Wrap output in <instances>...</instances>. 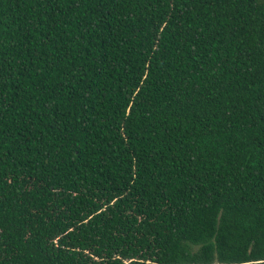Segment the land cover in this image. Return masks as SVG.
Here are the masks:
<instances>
[{"label":"trees","instance_id":"1","mask_svg":"<svg viewBox=\"0 0 264 264\" xmlns=\"http://www.w3.org/2000/svg\"><path fill=\"white\" fill-rule=\"evenodd\" d=\"M0 264H264V0H0Z\"/></svg>","mask_w":264,"mask_h":264}]
</instances>
